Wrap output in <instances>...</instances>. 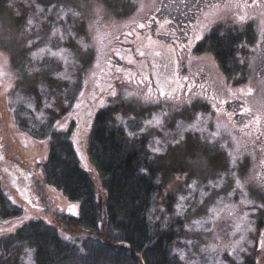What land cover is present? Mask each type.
<instances>
[{
  "label": "rangeland",
  "instance_id": "1",
  "mask_svg": "<svg viewBox=\"0 0 264 264\" xmlns=\"http://www.w3.org/2000/svg\"><path fill=\"white\" fill-rule=\"evenodd\" d=\"M206 1L0 0V27L11 36L0 46V190L6 205L20 210L0 218V237L22 215L57 225L55 212L75 214L78 202L45 184L37 162L51 133L73 131L82 101L103 97L108 123L159 167L161 189L148 216L165 225L178 220L170 252L181 264H264V0ZM154 7L158 28L154 18L148 22ZM126 23H150L159 38L172 37V92L148 90L122 64L105 75L107 87L89 93ZM212 33L233 43L228 72L209 50ZM40 48L45 52L33 58ZM0 264H34L32 248L0 247Z\"/></svg>",
  "mask_w": 264,
  "mask_h": 264
},
{
  "label": "trees",
  "instance_id": "2",
  "mask_svg": "<svg viewBox=\"0 0 264 264\" xmlns=\"http://www.w3.org/2000/svg\"><path fill=\"white\" fill-rule=\"evenodd\" d=\"M207 37L209 50L228 72L233 43L217 33ZM109 113L102 104L86 130L51 133L45 158L37 162L45 184L78 202L75 214L55 212L57 225L34 215L20 216V223L0 237L3 251L25 243L32 248L34 264H181L170 252L178 220L165 225L148 216L153 196L161 189L156 182L159 167L129 145L119 125L108 123ZM4 198L0 190V218L17 216L20 210L7 206ZM256 223L260 227L263 221ZM76 232L81 236H73ZM243 264H250V258Z\"/></svg>",
  "mask_w": 264,
  "mask_h": 264
},
{
  "label": "flooded vegetation",
  "instance_id": "3",
  "mask_svg": "<svg viewBox=\"0 0 264 264\" xmlns=\"http://www.w3.org/2000/svg\"><path fill=\"white\" fill-rule=\"evenodd\" d=\"M202 1L208 2L201 0V4ZM159 8L154 7L155 12L153 11L154 13L151 14L148 20V22H151L152 18H154L156 28H158L160 22V18L157 16V9ZM150 26V23L148 26H132L131 23L121 26V31L112 37L109 42L104 66L97 72L89 93L96 94L107 87L105 75L116 70L122 64H126L133 73L136 72L143 81H147L149 83L147 86L148 90L156 93L160 91V93L165 94L174 90L176 77L174 74L175 60L172 49L173 42H171L172 37L159 38L158 35L154 34L155 30L153 31ZM200 41H197L193 46L196 47ZM91 99L90 97L89 100ZM102 104L107 105L106 98H97L90 102L88 100L82 101L77 109L76 118L73 120L74 129L86 130V128H89L88 125L91 119L102 107Z\"/></svg>",
  "mask_w": 264,
  "mask_h": 264
},
{
  "label": "snow or ice",
  "instance_id": "4",
  "mask_svg": "<svg viewBox=\"0 0 264 264\" xmlns=\"http://www.w3.org/2000/svg\"><path fill=\"white\" fill-rule=\"evenodd\" d=\"M37 10H38V12H43L44 11V9H41V8H39V6H37ZM69 11H71L70 9H69ZM72 14L73 15H79L78 13H75V12H72ZM58 18H60L59 16H58ZM32 19H29L28 21H27V24L28 25H31L32 24ZM58 31V30H57ZM53 35H55V33H53ZM61 38H63V36H61ZM199 38V37H198ZM6 39H11V36H10V34L8 35V36H5L4 35V33H3V29H2V27H0V46H3L4 45V41L6 40ZM32 41H28L27 42V44L25 45L26 47H28V48H31L32 47ZM84 47L85 48H87L88 46L87 45H84ZM45 52V49L44 48H40L39 49V53H37V52H31V56L33 57V58H36L39 54H42V53H44ZM51 55H53V56H56V55H58V53H51ZM64 78H67V77H64ZM113 95H115V93H113ZM48 107H50L51 105H47ZM148 124H152V121H148L147 122ZM156 123L157 124H160V121L159 120H157L156 121ZM178 127H179V125H178ZM194 127V126H193ZM141 131H143V129H141ZM129 135H133V133H129ZM183 140V135L181 134V136H180V139H178V140H174L172 143L173 144H175V145H178V144H180L181 143V141ZM156 143L157 144H159L160 143V141H156ZM153 151L154 152H160L161 151V149L160 148H153ZM144 172H145V174H147V171L146 170H143ZM194 184H195V182H193ZM239 183V182H238ZM190 187H192V186H190ZM181 200H184V199H186L185 197H181L180 198ZM182 207V205H177V208L179 209V208H181ZM262 207H264V205H262ZM194 224H199L200 223V221H194L193 222ZM262 243H264V242H262ZM182 259L184 258L183 256L181 257Z\"/></svg>",
  "mask_w": 264,
  "mask_h": 264
}]
</instances>
